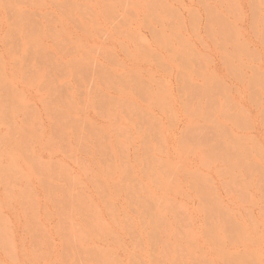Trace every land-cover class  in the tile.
Returning a JSON list of instances; mask_svg holds the SVG:
<instances>
[{
	"label": "rangeland",
	"instance_id": "1",
	"mask_svg": "<svg viewBox=\"0 0 264 264\" xmlns=\"http://www.w3.org/2000/svg\"><path fill=\"white\" fill-rule=\"evenodd\" d=\"M0 264H264V0H0Z\"/></svg>",
	"mask_w": 264,
	"mask_h": 264
}]
</instances>
